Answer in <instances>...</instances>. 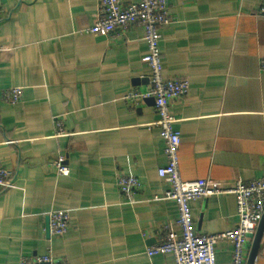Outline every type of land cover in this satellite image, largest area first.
Masks as SVG:
<instances>
[{"label":"crops","instance_id":"1","mask_svg":"<svg viewBox=\"0 0 264 264\" xmlns=\"http://www.w3.org/2000/svg\"><path fill=\"white\" fill-rule=\"evenodd\" d=\"M261 1L167 0L176 22L160 30L163 75L190 82L170 107L186 181L264 177ZM99 8L100 0H0V161L11 177L0 187V264L50 251L69 264H175L146 253L170 226L179 231V214L158 175L167 158L154 99H126L150 88L144 32H83ZM12 88L23 89L17 104L3 97ZM59 158L69 175L58 174ZM121 175L141 189L122 194ZM60 209L70 212L69 230L54 237L48 215ZM191 209L197 234L238 224L233 194L198 198ZM232 252L218 242L216 264H232ZM253 264H264V234Z\"/></svg>","mask_w":264,"mask_h":264},{"label":"built area","instance_id":"2","mask_svg":"<svg viewBox=\"0 0 264 264\" xmlns=\"http://www.w3.org/2000/svg\"><path fill=\"white\" fill-rule=\"evenodd\" d=\"M258 14L264 18V0L258 8ZM176 22L169 12L167 0H138L123 4L122 0H100V8L93 26L83 29L92 34L110 35L129 27H141L143 39L148 52L144 61L150 69V88L146 93L130 90L126 94L129 102L136 103L144 97H152L159 116L157 125L165 144L167 163L158 169V175L169 185L164 199L172 200L178 208L176 231L169 227L162 242L147 249V255L171 254L175 264H216V245L220 241L232 244V264H246L248 243L253 240L258 224L264 215V177L250 182L238 181L232 186H223L210 180L199 179L186 181L180 173L179 148L180 132L174 128L175 118L170 112L172 103L186 96L190 82L186 78L174 80L165 78L161 56V33L164 26ZM261 70L264 72V60ZM23 94L22 88H12L3 93L6 102L17 104ZM58 135H65L61 121H56ZM58 174L67 176L70 173L63 158L55 162ZM11 185L10 172L0 161V187ZM118 189L128 195L141 189L142 184L135 176L121 175L117 180ZM233 194L237 202L238 224L231 230L217 234H197L193 230L191 202L198 198L213 195ZM49 234L62 237L69 230L70 212L52 210L49 215ZM19 264H69L67 260L57 258L52 252L28 257L22 256Z\"/></svg>","mask_w":264,"mask_h":264},{"label":"water","instance_id":"3","mask_svg":"<svg viewBox=\"0 0 264 264\" xmlns=\"http://www.w3.org/2000/svg\"><path fill=\"white\" fill-rule=\"evenodd\" d=\"M263 234H264V215L258 224L257 230L253 238L252 246L248 257V264H253L254 261L256 260L258 252L260 250Z\"/></svg>","mask_w":264,"mask_h":264}]
</instances>
